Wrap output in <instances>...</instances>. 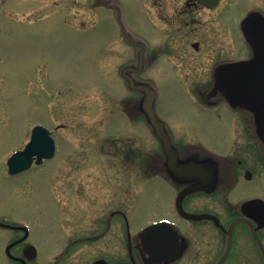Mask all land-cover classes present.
<instances>
[{
    "label": "rangeland",
    "instance_id": "1",
    "mask_svg": "<svg viewBox=\"0 0 264 264\" xmlns=\"http://www.w3.org/2000/svg\"><path fill=\"white\" fill-rule=\"evenodd\" d=\"M143 4L144 0H0V215L27 220L43 255L70 241L65 220L81 215L75 213L80 212L75 205H65L66 195L80 184L89 195V220L109 215L110 191H103L109 186L119 191L120 184L125 190L133 188L134 201L126 211L134 233L151 220H183L177 213L183 187L166 181V151L159 167L166 177L147 179L140 171L116 178L104 171L115 172L117 158L138 163L119 157L114 141L107 138L133 134L154 150L168 139L178 157L189 158L185 153L190 152L229 156L233 151L240 158L248 151L247 136H254L244 124L247 114L236 116L225 104L202 106L189 91L192 80L183 83L171 63L151 58L158 34ZM254 7L264 9V0H233L234 20ZM141 90L152 103V115L144 111ZM35 122L65 126L61 163L47 161L26 176L10 177L7 160L29 139L25 131ZM243 175L233 191L211 197L189 193L186 209L196 214L213 211L223 219L238 216L239 208L228 213L221 207L226 197L242 207L244 199L264 195V180L247 181ZM51 183L65 204L56 201ZM1 238L7 235L0 233ZM3 261L0 255V264Z\"/></svg>",
    "mask_w": 264,
    "mask_h": 264
},
{
    "label": "flooded vegetation",
    "instance_id": "2",
    "mask_svg": "<svg viewBox=\"0 0 264 264\" xmlns=\"http://www.w3.org/2000/svg\"><path fill=\"white\" fill-rule=\"evenodd\" d=\"M143 5L147 7L150 26L158 34L151 45L154 49L151 58H155V62L163 60L171 63L179 72L183 83L192 80L189 91L195 96L206 98L218 93L213 90L216 77L219 78L220 73H223L228 80L230 74L227 68L234 63L255 61L258 65L261 64L259 67L264 71L263 8L254 7L240 15L236 14L234 20L233 0H178V3L170 4H166L164 0H144ZM258 55L262 57L259 60ZM140 58L144 63L146 58ZM154 64L151 63V67ZM223 68L224 71H221ZM224 76L221 77L225 78ZM259 77L264 79V72ZM48 95L52 97L51 94ZM216 95L222 97L221 94ZM242 100L245 103L240 109L241 113L231 112L236 116L247 114L244 124L252 130L254 136H247L251 145L249 144L248 151L242 157L239 158L232 151L227 154L229 156L216 160V174H220L221 179L219 178L216 186L217 191L210 197L219 191H227L229 188L233 190L240 181L241 172L244 173V178L246 174H250L252 181L264 180V136L257 132V129L264 130V92L247 91L242 95ZM206 101L214 105L213 99ZM43 124L50 129L51 137L56 141L55 157L37 165V156H34L30 169L10 177L26 176L46 165L47 161L61 163L60 143L65 139L62 136L66 131L65 126ZM28 134H32L30 126L25 131V135ZM112 139L117 155L127 159L129 157V161L133 159L138 165H132L131 161L128 164L124 159L117 158L115 172L107 169L105 174L113 172L116 178H123V175H139L141 171L147 179L163 178L165 170L159 169L163 159L160 145L158 150L151 149L147 143V146L140 143L133 134ZM25 145L20 148L25 149ZM109 154L105 155L110 157ZM65 158L66 155L62 161ZM117 186L119 191L112 186L108 190L103 187V194L110 191L107 195L113 210L109 215L106 217L102 214L100 220H89V195L82 184L76 191L69 189L65 204L58 199V191L51 183L56 201L72 209L75 205L80 211L75 213L81 216L78 220H65L70 241L47 256L43 255L33 240L32 228L27 220H11L1 214L0 233L7 235V238L0 239L3 264H219L227 252V257L221 264H264V195H258L261 200L229 219H223L213 211H203L201 214L210 213L215 217L169 220L173 226L160 228L144 241L142 230L148 223L141 225L134 233L126 211L134 201L133 188L130 186V190H125L122 184ZM108 201H104V204H108ZM221 207L228 213L238 209L227 197ZM160 221L162 220L150 222ZM77 248H81V251ZM242 250V254L236 253Z\"/></svg>",
    "mask_w": 264,
    "mask_h": 264
},
{
    "label": "water",
    "instance_id": "3",
    "mask_svg": "<svg viewBox=\"0 0 264 264\" xmlns=\"http://www.w3.org/2000/svg\"><path fill=\"white\" fill-rule=\"evenodd\" d=\"M259 58L262 57L258 55L257 59L259 60ZM260 65H258L255 61L230 65V67L227 68V71H229L228 73L230 74L228 80L226 78L221 77L224 76L223 73H220L221 76H219V78L216 77L215 79L216 86L214 89L218 91V93L216 94H221L233 108L241 109L243 107V104L245 103V101L242 100V94L244 92L251 90H257V91L262 90L264 92V79L263 78L260 79L259 77L260 75H262L264 71L261 70V68L259 67ZM146 101L148 103V108H146V110L149 113L151 112L152 115V111L150 109L151 107L149 108V106L152 105V103L148 101V96L146 98ZM40 130L42 129L37 128L35 130L32 143L29 145L28 149H31L34 145L37 144L36 132ZM158 132L160 131H157V133ZM257 132L258 135L264 136V130L257 129ZM259 132H262V134H259ZM163 147H164V151H166L167 154V159H168L167 169L169 171V175L172 181H174L178 185L186 186L182 189L180 193L181 195H180V205H179L180 212L183 215H185L183 213V209L181 208L184 198L189 193L204 191L208 194H211L215 192L218 181L221 179V175L216 174L217 172V168L215 166L216 160L210 156L207 155L198 156L197 153H185V154H190L189 158L183 156L178 157L179 154L171 150L170 142L168 139H165L163 143ZM48 149H50V147ZM33 150L34 149L32 148L30 152L33 153ZM168 152H170L173 155L169 154L168 156ZM24 153L25 152L17 154L15 157H13L10 160L9 163H10L11 174H17L23 170L28 169L31 166V158H30L31 154L26 160L27 162L22 161L17 163V161L20 158L19 156ZM52 153L53 150L51 149L46 150V154L42 155L41 158L42 157L50 158ZM191 155L193 156V159L190 158ZM190 184H192L193 186ZM165 226L168 225L166 223H163L145 229L144 233L142 234V238L145 241L146 238H148V236L155 234L156 233L155 231H158L160 230V228ZM256 240L257 241L259 240L258 237H256ZM227 253H225L219 264H221L225 260V258L227 257Z\"/></svg>",
    "mask_w": 264,
    "mask_h": 264
}]
</instances>
